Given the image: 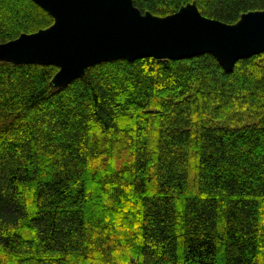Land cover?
Instances as JSON below:
<instances>
[{
    "label": "trees",
    "instance_id": "obj_1",
    "mask_svg": "<svg viewBox=\"0 0 264 264\" xmlns=\"http://www.w3.org/2000/svg\"><path fill=\"white\" fill-rule=\"evenodd\" d=\"M195 3L235 24L264 0ZM0 0V44L50 28ZM59 68L0 62V264H264V54L117 60L62 88Z\"/></svg>",
    "mask_w": 264,
    "mask_h": 264
},
{
    "label": "water",
    "instance_id": "obj_2",
    "mask_svg": "<svg viewBox=\"0 0 264 264\" xmlns=\"http://www.w3.org/2000/svg\"><path fill=\"white\" fill-rule=\"evenodd\" d=\"M54 24L0 44V62L56 66L52 81L62 88L86 71L117 60L182 61L212 55L226 73L238 62L264 54V10L243 14L235 24L209 19L195 3L159 17L133 0H34Z\"/></svg>",
    "mask_w": 264,
    "mask_h": 264
}]
</instances>
